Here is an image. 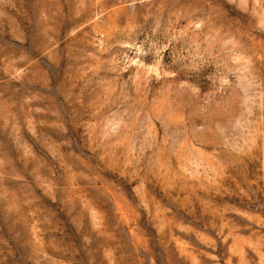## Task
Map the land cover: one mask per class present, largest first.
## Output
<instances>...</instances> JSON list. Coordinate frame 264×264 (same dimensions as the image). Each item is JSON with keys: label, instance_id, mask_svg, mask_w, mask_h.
<instances>
[{"label": "rangeland", "instance_id": "374dc122", "mask_svg": "<svg viewBox=\"0 0 264 264\" xmlns=\"http://www.w3.org/2000/svg\"><path fill=\"white\" fill-rule=\"evenodd\" d=\"M0 264H264V0H0Z\"/></svg>", "mask_w": 264, "mask_h": 264}, {"label": "clouds", "instance_id": "9594fccd", "mask_svg": "<svg viewBox=\"0 0 264 264\" xmlns=\"http://www.w3.org/2000/svg\"><path fill=\"white\" fill-rule=\"evenodd\" d=\"M256 96H249L248 97V110H249V114H251L252 109L255 108L256 106Z\"/></svg>", "mask_w": 264, "mask_h": 264}]
</instances>
